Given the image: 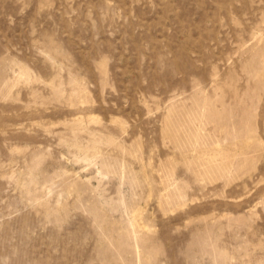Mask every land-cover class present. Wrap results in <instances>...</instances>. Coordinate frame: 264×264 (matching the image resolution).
Wrapping results in <instances>:
<instances>
[{
  "label": "rangeland",
  "instance_id": "374dc122",
  "mask_svg": "<svg viewBox=\"0 0 264 264\" xmlns=\"http://www.w3.org/2000/svg\"><path fill=\"white\" fill-rule=\"evenodd\" d=\"M0 264H264V0H0Z\"/></svg>",
  "mask_w": 264,
  "mask_h": 264
}]
</instances>
